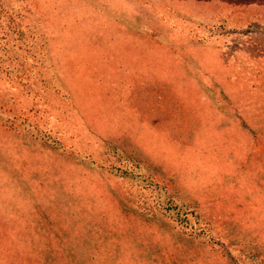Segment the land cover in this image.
<instances>
[{
  "label": "rangeland",
  "instance_id": "rangeland-1",
  "mask_svg": "<svg viewBox=\"0 0 264 264\" xmlns=\"http://www.w3.org/2000/svg\"><path fill=\"white\" fill-rule=\"evenodd\" d=\"M0 264H264V0H0Z\"/></svg>",
  "mask_w": 264,
  "mask_h": 264
}]
</instances>
